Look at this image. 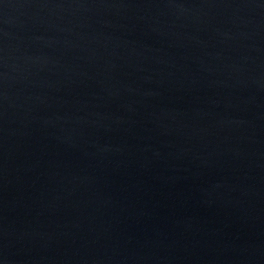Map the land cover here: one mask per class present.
Instances as JSON below:
<instances>
[{"label":"water","instance_id":"obj_1","mask_svg":"<svg viewBox=\"0 0 264 264\" xmlns=\"http://www.w3.org/2000/svg\"><path fill=\"white\" fill-rule=\"evenodd\" d=\"M0 264H264V0H0Z\"/></svg>","mask_w":264,"mask_h":264}]
</instances>
